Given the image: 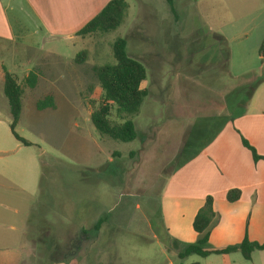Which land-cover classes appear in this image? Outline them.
<instances>
[{
    "label": "rangeland",
    "instance_id": "obj_1",
    "mask_svg": "<svg viewBox=\"0 0 264 264\" xmlns=\"http://www.w3.org/2000/svg\"><path fill=\"white\" fill-rule=\"evenodd\" d=\"M125 2L124 22L109 33L48 38L38 49L0 44V65L22 90L15 132L30 143L10 131L0 81V264H251L239 252L179 259L188 239L165 225L189 229L190 218L171 213L163 192L211 136L225 95L264 72V0ZM117 38L146 70L129 143L99 136L89 120L101 101L93 68L114 64ZM48 95L53 106L42 109Z\"/></svg>",
    "mask_w": 264,
    "mask_h": 264
},
{
    "label": "crops",
    "instance_id": "obj_2",
    "mask_svg": "<svg viewBox=\"0 0 264 264\" xmlns=\"http://www.w3.org/2000/svg\"><path fill=\"white\" fill-rule=\"evenodd\" d=\"M109 1L0 0V44L21 40L22 46L30 48L24 43L27 41L38 49L48 38H78L77 32ZM31 20L34 26L30 30L28 22ZM49 55L61 58L56 53ZM250 73L249 83L264 77V72ZM223 102L221 113L213 116L225 114V98ZM242 139L264 158V78L247 100L243 113L227 122L213 140L175 171L167 182L163 198L170 201L168 209L178 213L181 219L185 215L190 218L189 229L176 220L172 221V227L165 225L167 232H174L175 239L187 238L189 244L196 242L192 221L205 198L210 196L218 222L208 239V245L215 249L208 251L238 245L245 234L251 242L264 243V160L253 161ZM230 190L240 192L234 203L226 201ZM258 255L264 258V250L253 252L248 262L256 264Z\"/></svg>",
    "mask_w": 264,
    "mask_h": 264
},
{
    "label": "trees",
    "instance_id": "obj_3",
    "mask_svg": "<svg viewBox=\"0 0 264 264\" xmlns=\"http://www.w3.org/2000/svg\"><path fill=\"white\" fill-rule=\"evenodd\" d=\"M166 1L172 6V0ZM127 10L128 5L125 0H110L76 35L86 37L114 31L124 22ZM111 48L114 64H105L93 68L94 78L101 90V101L90 114L89 120L99 136L129 143L137 138L133 119L138 115L140 107L148 94L146 89L140 87L141 83L146 80V70L139 61L128 56L124 39L117 38L112 43ZM260 52H264V37L260 44ZM85 60L86 54L84 52L79 53L74 59L76 63H84ZM251 78L252 74H248L245 83L236 85L234 89L225 95V114L209 119L210 123H208L213 127L211 136L192 152L181 166L208 145L227 122L243 113L247 100L264 77L258 78L254 83H249L248 80ZM0 81L2 82V91L7 100L11 118L10 131L15 140L23 146H29L30 143L15 132L21 110L22 95L18 80L0 65ZM26 84L31 88L35 86L36 78L33 74H28ZM52 106L51 97L49 95L45 96L41 108L48 109ZM242 145L251 152L253 161L264 160L244 139H242ZM239 195L238 190H230L226 194V201L234 203L239 199ZM217 222L218 216L213 211L212 198L208 196L192 221V229L198 236L197 240L193 244L186 245L182 251L178 252V258L183 259L189 255L204 258L210 254L239 252L244 260L249 261L253 252L264 250V243L251 242L247 234L244 235L238 245L215 251L204 249V246L208 245L210 232Z\"/></svg>",
    "mask_w": 264,
    "mask_h": 264
}]
</instances>
